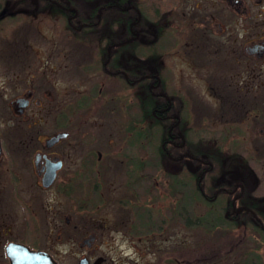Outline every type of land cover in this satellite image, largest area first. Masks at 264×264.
Here are the masks:
<instances>
[{
    "label": "flooded vegetation",
    "instance_id": "af4514ba",
    "mask_svg": "<svg viewBox=\"0 0 264 264\" xmlns=\"http://www.w3.org/2000/svg\"><path fill=\"white\" fill-rule=\"evenodd\" d=\"M262 9L0 0V202L20 215L12 236L17 211L0 208V264H264ZM220 236L239 240L225 252Z\"/></svg>",
    "mask_w": 264,
    "mask_h": 264
},
{
    "label": "rangeland",
    "instance_id": "374dc122",
    "mask_svg": "<svg viewBox=\"0 0 264 264\" xmlns=\"http://www.w3.org/2000/svg\"><path fill=\"white\" fill-rule=\"evenodd\" d=\"M256 10H261L260 8H256ZM262 11H264L263 9H262ZM51 16H52V18L50 19V18H46L45 19V30H44V32L46 33V36L48 37V36H51L52 37V35H53V33H52V29H53V27H52V25H50V24H53V22L54 21H56V24H57V20H56V18L54 17V15L53 14H51ZM54 25V24H53ZM20 26V25H19ZM22 32H20V34H21ZM24 33H25V31H24ZM49 34H51V35H49ZM30 35H31V37H33L34 35H33V33L31 32V30H30ZM28 36H29V33H28ZM3 39H5V38H3ZM2 39V40H3ZM1 42V44H0V56H2L3 58H5L6 59V54H5V51L6 50H1V48H2V42H4V41H0ZM5 42H6V40H5ZM65 42L66 43H74L73 41H67V40H65ZM6 44H7V42H6ZM6 44H4V47L6 46ZM76 46L78 45L77 43H74ZM7 46H8V44H7ZM79 46V45H78ZM79 47H81V46H79ZM82 49H78V50H80V52H78L77 53V55H76V59H81V60H83V61H85L86 63H90L91 61H92V59H93V57L91 56L92 55V53H94L93 52V50H94V48H90V47H81ZM9 51V50H8ZM16 51H19V50H16ZM12 53H13V51H12ZM14 56H16V55H14ZM17 57H19L20 59H23L22 58V56L20 55V54H17ZM72 59L74 60V58L72 57ZM70 62H71V60H70ZM77 62V61H76ZM75 61H74V63H76ZM72 63V62H71ZM78 64V63H77ZM75 69V68H74ZM100 81V78L98 79V81L97 82H99ZM2 85V83L0 84V86ZM105 86H107L108 87V89L109 90H112V92H114V93H118L119 91H118V85L116 84V85H114V87H111L110 86V84L109 83H105ZM192 89H193V91L194 92H192V95L193 96H195V97H197V102H198V100L201 102V103H203V99L202 98H200L199 97V95H198V93L196 92V91H198V88L196 87V86H193L192 87ZM259 90H262V89H259ZM4 93V95L6 96V97H9L8 95H10V93L9 92H7V91H5V92H3V91H0V93ZM199 105H200V103H199ZM203 106L207 109V110H209V109H212V106L209 104H207V103H203ZM223 107H225V106H223ZM226 108V107H225ZM209 111H214V110H209ZM202 112V111H201ZM6 112L5 111H1V114H0V122H3V120H4V118L5 117H7L8 115L7 114H5ZM119 117H120V115H117V118L119 119ZM49 119H50V117H49ZM0 134H3V128L2 127H0ZM13 148H14V146H12ZM15 153H13V154H17V158L19 159V160H21V158H22V156H23V154H25L24 152H17V151H14ZM6 155V154H5ZM1 186V185H0ZM7 195H6V193H3V197H4V199H5V197H6ZM31 198H32V196L31 195H29V194H27V195H23V201H26L27 199H28V201L30 200L31 201ZM37 198L39 199V202H41L42 200H44V202L45 203H50L51 202V199H52V195L51 194H48V193H44L42 196L41 195H39V196H37ZM6 199H7V197H6ZM32 204H34V203H32ZM0 208L1 207H3L4 206V208H6V209H9L10 210V208L12 209L9 213L10 214H13L14 213V210L13 209H15L17 212H16V216L14 217L15 219L13 220V222L12 221H10V222H8V223H11V235L13 236V235H16L17 233H19V231H20V215H19V212H18V207H16V206H14L13 205V203H11L8 199L6 200V202H0ZM188 236H189V242H188V244L190 245V247H193L194 245H195V248L197 249V250H199V242L200 241H202V240H204L205 239V237H204V234H203V236H202V233L200 232V231H196V230H194V231H189V233H188ZM220 239L221 238H226L225 240H227V242H229L230 243V245H232L233 243H234V241H238L239 240V237H223V236H220L219 237ZM221 241H223L224 242V247L226 248L225 249V252L227 251V250H229V248L227 249V247H228V245H227V243H226V241H224L223 239H221ZM229 245V246H230ZM237 249L236 250H234L235 252H237V255H239V253H240V251L241 250H243V249H246V245L244 244V243H240V244H238L237 245ZM178 247H175V246H173L172 247V250H176ZM194 248V249H195ZM64 249L63 248H61V251H63ZM242 252V251H241ZM224 255V251H223V254H222V256ZM236 255V256H237ZM231 258V259H230ZM119 260H117V262H118ZM224 259H221V262H223L222 264H239V261H240V259L239 258H236L235 256H233L232 257V255L231 256H229L227 259H226V262L224 263Z\"/></svg>",
    "mask_w": 264,
    "mask_h": 264
},
{
    "label": "trees",
    "instance_id": "16d2710c",
    "mask_svg": "<svg viewBox=\"0 0 264 264\" xmlns=\"http://www.w3.org/2000/svg\"><path fill=\"white\" fill-rule=\"evenodd\" d=\"M110 26L112 27L113 25H110ZM147 134H148V131L146 130L145 133L142 132V136H141V137H142L143 139H144V138H147ZM145 135H146V136H145ZM217 149H218V148H216V150H217ZM220 151H223V150L221 149ZM215 153H217V152H215ZM219 154H222V153L220 152ZM209 249H212V248H209ZM220 249H221V250L223 249V245H221ZM251 259H252V261H251V260L249 261V260L247 259V260L244 261L242 264H257V263H256V260H257L256 258L252 257ZM250 262H251V263H250Z\"/></svg>",
    "mask_w": 264,
    "mask_h": 264
},
{
    "label": "water",
    "instance_id": "95a60500",
    "mask_svg": "<svg viewBox=\"0 0 264 264\" xmlns=\"http://www.w3.org/2000/svg\"><path fill=\"white\" fill-rule=\"evenodd\" d=\"M48 181H49V180H48ZM50 181H51V178H50ZM50 181H49V182H46V185H47L48 183H50ZM80 264H85V263H84V261H81Z\"/></svg>",
    "mask_w": 264,
    "mask_h": 264
}]
</instances>
